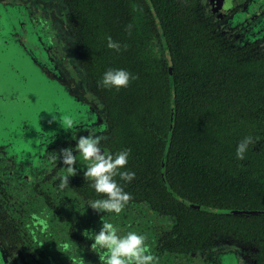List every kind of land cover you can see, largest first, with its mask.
Returning <instances> with one entry per match:
<instances>
[{"label": "trees", "instance_id": "trees-1", "mask_svg": "<svg viewBox=\"0 0 264 264\" xmlns=\"http://www.w3.org/2000/svg\"><path fill=\"white\" fill-rule=\"evenodd\" d=\"M62 1L104 103L109 153L131 149L124 167L135 178L127 184L114 178L130 199L148 202L172 222L162 247L183 253L215 235L261 237L264 56L232 49L201 0ZM106 36L121 43L119 52L106 47ZM160 42L165 58L154 50ZM108 68L136 78L119 91L106 89L97 82ZM246 135L253 142L237 160L236 145ZM89 185L88 197L104 195Z\"/></svg>", "mask_w": 264, "mask_h": 264}, {"label": "flooded vegetation", "instance_id": "flooded-vegetation-1", "mask_svg": "<svg viewBox=\"0 0 264 264\" xmlns=\"http://www.w3.org/2000/svg\"><path fill=\"white\" fill-rule=\"evenodd\" d=\"M201 6L232 49L246 58L264 56V0H201ZM78 48L62 0H0V264H102L86 231L98 232L103 219L114 223L116 217L146 236L156 264H264V228L251 241L215 235L179 253L161 244L173 232L171 220L144 200L130 199L119 215L87 208L101 196H87L86 162L74 153L69 173L50 153L88 133L101 136L103 151L110 152L104 103ZM31 72L47 80L37 97L30 81L39 78ZM44 96L48 107L56 103L51 116L44 115ZM137 214L143 218L132 220Z\"/></svg>", "mask_w": 264, "mask_h": 264}, {"label": "clouds", "instance_id": "clouds-1", "mask_svg": "<svg viewBox=\"0 0 264 264\" xmlns=\"http://www.w3.org/2000/svg\"><path fill=\"white\" fill-rule=\"evenodd\" d=\"M132 27L131 24L125 26L129 34ZM105 39L108 49L120 51L121 43L119 41H114L111 36H106ZM135 78V75L127 69L108 68L102 73L97 83L106 89L119 91L121 88H126L130 80ZM66 124L71 127V120H66ZM101 139V136L93 133L76 136L74 146L62 148L58 153L50 152L55 153L51 155V160L55 163L59 161L63 166H67V172L74 173L73 165L76 163V154L78 153L86 162V166L83 167V176L91 181L90 188L97 194H104L100 198L89 200L87 208L90 207L97 212L119 215L131 195L124 191V187L114 177L118 176L124 184L135 178V172L124 167L128 164L131 149L123 148L118 152L105 154ZM252 142L253 137L250 135H246L238 142L235 149L237 160L244 159ZM74 153L76 154L74 155ZM66 178L61 180L60 187H64ZM86 232L88 238L93 241L91 248L97 249L100 253L99 260L102 264H156L157 258L151 253L143 233L134 230H121L110 219L102 220V226L98 232Z\"/></svg>", "mask_w": 264, "mask_h": 264}, {"label": "rangeland", "instance_id": "rangeland-1", "mask_svg": "<svg viewBox=\"0 0 264 264\" xmlns=\"http://www.w3.org/2000/svg\"><path fill=\"white\" fill-rule=\"evenodd\" d=\"M154 50L158 53L159 56L165 58L166 53L163 50V47H162V43L161 42L155 44ZM46 89H48V88H46ZM41 91L42 90H40V89H39V91L37 90L38 93H41ZM46 99H47L46 96L42 97V100H45L44 103L42 102V106H43V108L45 110L44 115L51 116V115H53V108H54V106H55L56 103L54 104V101H53V102H51L52 105L50 107H48L47 106ZM36 100H37V98L34 99V101H36ZM131 218H132V220H139V219H142L143 217L141 216V214H137V215H131ZM112 221L116 225H118L121 230L128 231V230H130L132 228L134 231H137V228H135V225H131V226L130 225H126V223L128 222V219L127 218L116 217V219H114Z\"/></svg>", "mask_w": 264, "mask_h": 264}, {"label": "water", "instance_id": "water-1", "mask_svg": "<svg viewBox=\"0 0 264 264\" xmlns=\"http://www.w3.org/2000/svg\"><path fill=\"white\" fill-rule=\"evenodd\" d=\"M30 61H32V60L30 59ZM39 75H40V78H39V76H36L35 73H33V72L30 73V76H36L37 78H39V80L37 82H35V83L30 81V93L32 95H35V96H38L37 90L39 91V89H40L42 91H45L46 88H47V83H46L47 80L43 79V75H41V73ZM237 213L239 215H244V216L245 215L246 216H251V215L255 214L254 212H237Z\"/></svg>", "mask_w": 264, "mask_h": 264}]
</instances>
